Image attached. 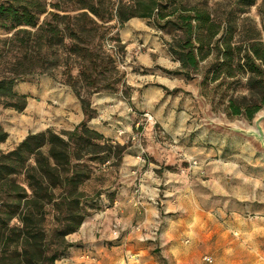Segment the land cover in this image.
<instances>
[{"label":"rangeland","instance_id":"obj_1","mask_svg":"<svg viewBox=\"0 0 264 264\" xmlns=\"http://www.w3.org/2000/svg\"><path fill=\"white\" fill-rule=\"evenodd\" d=\"M126 1L110 0L113 18L101 23L103 38L95 40L102 52L113 56L115 89L86 95V89L81 88V93L90 103L94 95L108 97L103 105L111 117L116 112L112 105L121 100L136 120L133 117L128 129L116 130L122 142L111 139L125 146L119 160L98 158L87 162L90 178L81 187L79 207H46L43 229L47 239L67 223L69 214L83 217L80 227L65 237L71 244L62 254L67 258H59L55 264H97L95 259L99 264H264V107L251 120L232 114L228 100L245 93L246 75H221L212 81L214 48L197 70L174 73L180 70V62L171 48H177L183 35L179 28L155 16L132 19L143 25L132 32L135 47L129 48L120 37L123 25L115 18L117 6ZM165 1L166 11L176 4L207 10L219 24L216 38H227L232 32L233 42L255 39L264 43L262 0H254L252 5L247 0ZM19 4L26 2L19 0ZM46 10L52 11L48 3ZM175 17L167 20L175 21ZM44 19L52 20L44 13L38 24ZM58 23L64 27V21ZM11 33L0 26V77L22 52L17 47L19 39L6 40ZM29 38L33 56L39 51L38 37ZM105 38L115 46V55L103 46ZM70 43L66 38L58 48L59 60L52 53L55 49H50L47 60L35 62V67H41L19 78L14 90L25 92L32 102L36 94L33 86L40 78L70 88L61 75L66 66L72 68V75L77 72L71 62ZM40 70H51L53 75ZM45 116L0 105V127L7 134L0 142V151H11L26 129L35 133L30 130L41 128L47 122ZM107 120L101 122L106 124ZM127 147L134 149V169L139 168L140 177L137 173L129 175L130 166L123 164ZM163 170L169 173L170 181L152 187L144 183L143 174ZM18 181L23 182L22 177ZM13 225H17L16 219L7 223L8 227ZM16 247L15 241L9 242L7 253L0 252V264L14 263ZM82 256L91 261L83 263Z\"/></svg>","mask_w":264,"mask_h":264},{"label":"trees","instance_id":"obj_2","mask_svg":"<svg viewBox=\"0 0 264 264\" xmlns=\"http://www.w3.org/2000/svg\"><path fill=\"white\" fill-rule=\"evenodd\" d=\"M41 1L45 4H40ZM46 1L25 0L26 4L20 5L19 0H0V26L7 33L12 32L6 40L16 42L19 39L17 47L22 49L17 61L0 77V105L21 112L26 107L27 95L14 90L15 82L35 73L41 67H35V62L47 60L50 49H55L52 53L59 60L57 50L63 46L64 39L69 38L71 62L76 64L77 72L72 75V68L66 66L61 75L79 100L84 119L72 130L56 132L48 128L29 133L11 151H0V252L7 253L9 242L15 241L13 264H55L59 258H67L62 254L71 244L65 237L80 227L83 217L69 214L67 223L53 230L51 238L47 239L43 229L46 207L51 204L58 209L73 205L79 207L77 198L82 195L81 187L90 178L87 162L98 158L119 160L125 149L124 145L105 138L88 126L95 111L81 93V88L86 89L83 92L86 95L115 89L113 56L102 52L95 43V40L103 38L101 23L113 18L110 0ZM247 1L248 5L254 4V0ZM47 3L52 11L46 10ZM261 7L264 30V0ZM166 9L165 0H128L119 3L115 18L122 26L134 17L146 19L155 16L179 28L183 41L177 44L176 49L171 48L180 62V70L174 73L185 69L197 70L211 54L210 49L214 48L216 62L211 80L216 81L221 75L223 78L246 75L245 93L238 97L232 95L228 107L232 114L251 120L264 107V43L255 39L233 42L232 32L227 38H216L219 24L203 8L187 9L176 4L169 11ZM185 11L190 12L184 14ZM44 13L56 22L44 19L38 24L40 15ZM170 16L175 17V21H168ZM60 21L65 22L63 28L58 26ZM31 29L35 31L31 32ZM31 36L38 37L39 46L38 53L33 56L29 52ZM107 40H103V46ZM40 72L53 75L51 70ZM6 138L7 134L0 127V142ZM19 177L23 182L18 181ZM56 198L58 201H54ZM12 219H16L17 225L8 227L7 223Z\"/></svg>","mask_w":264,"mask_h":264},{"label":"crops","instance_id":"obj_3","mask_svg":"<svg viewBox=\"0 0 264 264\" xmlns=\"http://www.w3.org/2000/svg\"><path fill=\"white\" fill-rule=\"evenodd\" d=\"M132 19L134 18L126 21L120 31V37L122 41L128 44L129 48L135 47V44L132 43V32L138 30L139 25H143L142 22ZM38 82V84L33 86V91L36 92L35 100H33L32 102H28L27 100V104L24 110H30L31 113L33 112L39 116L43 114L46 115L45 117H47V122L45 124H42L41 128L31 129L30 132L44 131L48 128H53L54 130H72L84 119V114L80 103L69 87L62 86L50 78H40ZM20 93L24 94L25 92ZM108 99L109 98L104 95H94L91 98V107L95 111V115L88 121V126L92 129H95L105 137L122 142V139L117 136L116 130L121 127H123L125 130L128 129L129 125L133 122V117L134 121L136 120V118L134 115L127 112V108L123 105L121 100H115L114 103L118 104L112 105V109H116V112L112 111L115 113L114 116H119H109V112L103 105V102ZM104 118L108 119L106 121V124H103L101 122V120ZM174 131V133H178L176 129ZM178 131L182 130L179 129ZM166 132L170 133L169 130H166ZM28 133L29 131L28 129H26V132L22 138H24ZM148 148L150 147L147 146V149ZM133 151V148L127 147L123 164L127 167L130 166L128 172L129 175H136L137 173L140 177L141 172L139 168L137 167L136 169H134V165L136 162L132 155ZM150 165V167H156L153 164ZM142 176H144L143 178H145L144 183H148L151 187L159 183L168 182L171 180L169 177V173L166 174L164 170L159 174L151 171L148 175L143 174ZM134 178H136V176ZM81 261H83V263H89L91 260L82 256ZM94 261L97 264L100 263V261L97 259H95Z\"/></svg>","mask_w":264,"mask_h":264},{"label":"built area","instance_id":"obj_4","mask_svg":"<svg viewBox=\"0 0 264 264\" xmlns=\"http://www.w3.org/2000/svg\"><path fill=\"white\" fill-rule=\"evenodd\" d=\"M105 45H106V47L108 48V50H110L111 52H114L113 54L115 55V53H116V48H115V46H114L110 41H108V40L106 41ZM148 119H151V118L149 117ZM118 134L121 135L122 132L120 131ZM140 149H141V147H140ZM203 259H204L205 261H210V258H209V257H206V256H204Z\"/></svg>","mask_w":264,"mask_h":264},{"label":"water","instance_id":"obj_5","mask_svg":"<svg viewBox=\"0 0 264 264\" xmlns=\"http://www.w3.org/2000/svg\"><path fill=\"white\" fill-rule=\"evenodd\" d=\"M257 130H259V128L257 127Z\"/></svg>","mask_w":264,"mask_h":264}]
</instances>
